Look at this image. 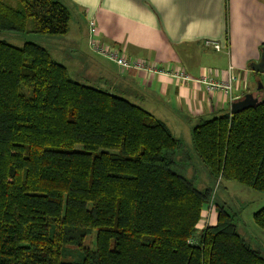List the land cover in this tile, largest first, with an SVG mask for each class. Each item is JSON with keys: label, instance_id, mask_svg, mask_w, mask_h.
<instances>
[{"label": "trees", "instance_id": "obj_1", "mask_svg": "<svg viewBox=\"0 0 264 264\" xmlns=\"http://www.w3.org/2000/svg\"><path fill=\"white\" fill-rule=\"evenodd\" d=\"M0 0V31L62 36L59 0ZM191 143L209 176L264 193V102L203 120ZM184 144L128 100L73 80L41 47L0 41V264H264L183 176ZM213 202V201H212ZM213 206V204H212ZM264 231V207L253 215ZM95 231V248L84 240ZM69 248L78 262H64Z\"/></svg>", "mask_w": 264, "mask_h": 264}, {"label": "crops", "instance_id": "obj_2", "mask_svg": "<svg viewBox=\"0 0 264 264\" xmlns=\"http://www.w3.org/2000/svg\"><path fill=\"white\" fill-rule=\"evenodd\" d=\"M59 1L69 12V25L75 19L82 28V46L78 52L92 55L88 58L90 67L93 62L98 69H104L99 71L105 75L110 73L106 70L109 67L99 60H107L88 47L90 21L95 27L96 40L117 48L128 59L180 69L194 78L205 75L221 79L228 66H232L237 78L233 101L247 93L258 101L264 100V71L255 73L248 66L259 61L264 46V0ZM69 25L66 35L70 32ZM206 41L217 43L220 50L205 46ZM110 64L111 73L120 84L133 90L131 96L140 100L142 106H139L160 122L165 124L160 116L197 121L190 129L187 127L189 137L199 122L230 114L233 101L220 92L207 94L193 83L146 77ZM169 132L184 144L179 135ZM202 217H206V225L215 223L212 210L208 214L203 212Z\"/></svg>", "mask_w": 264, "mask_h": 264}, {"label": "rangeland", "instance_id": "obj_3", "mask_svg": "<svg viewBox=\"0 0 264 264\" xmlns=\"http://www.w3.org/2000/svg\"><path fill=\"white\" fill-rule=\"evenodd\" d=\"M8 1L12 5L16 3L15 0ZM75 22L76 20L72 19L69 25L70 32L65 36L21 34L0 31V41L6 42L16 48H21L26 42L33 43L43 48L54 61L66 67L70 77L76 82L124 98L134 105L142 106L139 99L135 100L132 97L133 95L131 96V93L134 94V91L124 88L115 75L111 73L110 69L112 66L110 62L99 60L109 67L106 70L110 73L105 75L99 71L101 70L103 72L104 69H98L93 62H91L90 67L88 58L92 55L78 52L82 46L80 44L82 39V28ZM161 104L163 106V103ZM160 119L167 125L163 123L167 130H171L175 136L179 135L184 144H186L185 151L188 152L191 158V166L187 167L186 171L182 173L183 176L189 180L193 179L198 189H212L213 202H210L211 210L213 208L214 211V204L225 207L236 220L237 232L245 239L252 249L258 250L264 258V231L260 229L253 220V215L264 207V193L254 191L236 182L221 181L218 184V182L214 181L209 176L207 168L194 152L190 140L191 135L189 137L187 133L188 128L190 129L197 121H188L185 118L179 121L162 116H160ZM206 211L207 208L204 212ZM204 226L205 218L202 217L197 225L198 233L203 230ZM83 244L85 247H90L91 249L95 248V231L86 237ZM79 259L80 257L75 253V250L69 248L63 261L78 262Z\"/></svg>", "mask_w": 264, "mask_h": 264}, {"label": "built area", "instance_id": "obj_4", "mask_svg": "<svg viewBox=\"0 0 264 264\" xmlns=\"http://www.w3.org/2000/svg\"><path fill=\"white\" fill-rule=\"evenodd\" d=\"M205 46L211 47L215 51L220 50V46L213 41H206ZM88 47L91 52L113 63L121 71H135L146 77L158 76L176 82L193 83L202 87L207 94L220 92L230 102L234 100L232 97V90L237 78L232 66H228L225 75L221 79H212L205 75H201L199 78H194L180 69L164 68L140 60L128 59L122 56L117 48L105 46L96 40L95 27L91 21L89 22ZM209 210H211V206L208 207L206 211L207 214ZM204 218L206 219V217Z\"/></svg>", "mask_w": 264, "mask_h": 264}, {"label": "water", "instance_id": "obj_5", "mask_svg": "<svg viewBox=\"0 0 264 264\" xmlns=\"http://www.w3.org/2000/svg\"><path fill=\"white\" fill-rule=\"evenodd\" d=\"M248 66L249 69L255 73H262L264 71V46L261 48L259 61L252 62ZM260 102H264V100L261 99L258 101V98L251 93L244 94L231 103L230 114L235 115L248 108H254Z\"/></svg>", "mask_w": 264, "mask_h": 264}]
</instances>
